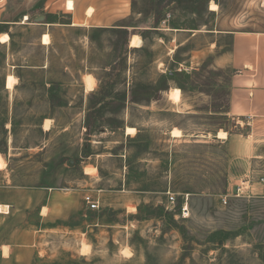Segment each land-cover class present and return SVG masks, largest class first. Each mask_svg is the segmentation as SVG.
Instances as JSON below:
<instances>
[{
  "label": "rangeland",
  "instance_id": "obj_1",
  "mask_svg": "<svg viewBox=\"0 0 264 264\" xmlns=\"http://www.w3.org/2000/svg\"><path fill=\"white\" fill-rule=\"evenodd\" d=\"M130 5L128 33L55 27L48 47L35 17L0 26L11 35L0 42V183L77 197L79 212L61 231L50 224L35 264H264V194L221 204L234 187L223 132L248 131L226 115L231 71L215 63L231 44L219 31L264 30V0ZM143 86L154 98L134 101Z\"/></svg>",
  "mask_w": 264,
  "mask_h": 264
},
{
  "label": "crops",
  "instance_id": "obj_2",
  "mask_svg": "<svg viewBox=\"0 0 264 264\" xmlns=\"http://www.w3.org/2000/svg\"><path fill=\"white\" fill-rule=\"evenodd\" d=\"M16 1L0 0V26H31L35 17L37 25L44 27L39 41L45 47L50 43L45 44L43 39L46 35L50 39V32L55 27L119 28L127 32L135 29L127 24L133 13L131 0H22L27 7L21 11L15 6ZM216 8L208 6L212 13L220 12L218 6ZM15 13V17L20 15L18 19L13 16ZM153 25L149 24L144 29L151 31ZM218 33L221 38L229 36L231 41L230 50L215 59L219 69L231 71L226 115L237 119L241 127L246 125L248 131L247 134L233 135L223 132L225 137L222 139L228 141L229 148V176L232 185L236 186L250 175L255 180L264 175V30ZM4 35L11 40L9 32L0 31V38ZM135 36L141 39V45L135 48H140L143 40L135 34H131L129 46ZM171 92L169 99L173 101ZM182 101L181 95L179 102H173L179 105ZM173 131H170L171 136ZM251 192L253 197L264 194L263 187L257 182L251 185ZM76 198L51 188L0 183V264H35L47 251L46 233L51 230L50 224H56L57 231H61L64 227L60 224L63 225L78 211V206L75 209L73 204Z\"/></svg>",
  "mask_w": 264,
  "mask_h": 264
},
{
  "label": "built area",
  "instance_id": "obj_3",
  "mask_svg": "<svg viewBox=\"0 0 264 264\" xmlns=\"http://www.w3.org/2000/svg\"><path fill=\"white\" fill-rule=\"evenodd\" d=\"M254 182H257L258 184H260L264 190V175L259 176L258 178H256V180L254 179L252 175H250L246 177L245 179H243L242 181H240L238 185L234 186L233 189H231L225 196H223L221 199L222 201L221 204L223 206H227L231 198H236V199L252 198L253 194L251 192V185ZM170 199L171 201L175 200L174 196H171ZM84 202L86 206L88 207V209L91 211L98 210L100 207L99 200H97L95 197L89 194L84 197ZM186 210L187 208L185 207L183 209V216H185Z\"/></svg>",
  "mask_w": 264,
  "mask_h": 264
},
{
  "label": "bare ground",
  "instance_id": "obj_4",
  "mask_svg": "<svg viewBox=\"0 0 264 264\" xmlns=\"http://www.w3.org/2000/svg\"><path fill=\"white\" fill-rule=\"evenodd\" d=\"M215 7H217L216 5H215ZM215 10V9H214ZM217 10V9H216ZM10 41V37L8 36V35H4V36H2L1 38H0V42L1 43H8ZM43 41H44V43L45 44H48V35H46L45 37H44V39H43ZM139 44H140V40L135 36V37H133L132 38V41H131V47H137V46H139ZM89 78V77H88ZM17 83V81H16V79L12 76V75H10V76H8V78H7V88L8 89H13L14 88V85ZM87 86V85H86ZM89 86H91V83H89ZM171 95V94H170ZM173 99L172 100H174L175 102H179L180 100H181V91L179 90V89H175V90H173ZM171 95V96H172ZM170 96V97H171ZM127 134L128 135H130V134H134L135 133V129L134 128H127ZM182 136V133L180 132V131H178V130H174L173 132H172V137L173 138H180ZM3 164H2V159H1V157H0V166H2ZM3 169V168H2Z\"/></svg>",
  "mask_w": 264,
  "mask_h": 264
},
{
  "label": "trees",
  "instance_id": "obj_5",
  "mask_svg": "<svg viewBox=\"0 0 264 264\" xmlns=\"http://www.w3.org/2000/svg\"><path fill=\"white\" fill-rule=\"evenodd\" d=\"M126 33H128L127 31H125ZM172 74H173V71H169L166 75H165V78L167 79H170L172 77ZM138 89L139 90H144L146 91V93L144 95H142V97H139L138 95H136V93L138 92ZM156 88L154 87H149V86H146V87H139L137 88V90H133L132 91V95L135 96V99H133L134 101L137 100V98L141 99V100H152L154 98V94H151V90H155Z\"/></svg>",
  "mask_w": 264,
  "mask_h": 264
}]
</instances>
